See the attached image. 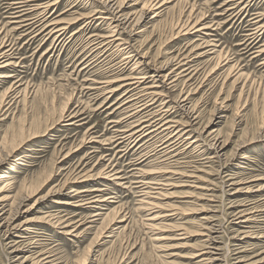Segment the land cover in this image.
Instances as JSON below:
<instances>
[{
	"label": "rangeland",
	"instance_id": "rangeland-1",
	"mask_svg": "<svg viewBox=\"0 0 264 264\" xmlns=\"http://www.w3.org/2000/svg\"><path fill=\"white\" fill-rule=\"evenodd\" d=\"M8 1L10 0H0V44L6 34H9L16 43V56L19 57L17 63L20 64L15 69L16 77L20 75L23 79L22 87L25 83L29 84L30 93L24 100L23 96H19L17 102L13 101L14 103L11 102L9 105L8 99L2 104L5 91H8L16 77L0 81V146L3 147L0 148V158L5 159L8 152L13 154L0 163V173L6 172L9 177L0 179V189L8 183V187H11V190H7L9 196L16 195L17 199L20 194L32 195L16 217L15 224L22 226L23 229L44 224L34 221L41 216L42 210H55L54 212H60V216L69 219L68 222H80L75 224L76 231L68 235L62 233L64 227L63 224L59 225V222L52 226L44 224L47 227L46 234L38 237L40 240L37 243L24 248L22 246L23 249L14 253L11 252L13 248L10 245L19 239L17 233L5 239L0 231V264H19L21 260H24L22 264H32L35 257L33 251L41 249L55 250L53 258L57 259L52 264H170L169 262L202 264L200 259L203 256H196L203 240L200 217L210 213L212 205H216L214 209L217 210L215 212L217 223L223 231L222 241L229 245L228 247L235 249L242 241L243 249H248L244 252L246 258L264 251V237L257 239L251 236L244 240H239L241 237L236 238L245 229H252L256 232L254 235H262L264 220L260 219H264V216L258 218V221L246 224L231 222L240 207L238 206L240 201L259 203L257 204L259 208L260 204H263L264 208V188L260 192H255L256 194H250L236 190L239 186L255 182L230 185L234 180H251L253 177H262L256 182L264 185V139H260L264 133V64H261L264 61V54L252 56L251 47L245 43L248 34L245 28L250 19L247 15L258 11L264 12V0H245L236 6L235 11L228 13V7L234 4L224 5L225 0H168L169 3L165 6L167 8L152 21L145 34L138 37L137 41L134 40L135 47L141 53L147 54L155 66L165 62L174 63L177 61H174L175 59L190 53L194 58L209 48L216 50L213 54L204 53V57L195 58L198 60L196 65H199L197 74L192 80L189 76H183L171 90L173 99L192 92L193 104L200 113L195 128L198 133L203 134L209 144H202L199 148L182 149L183 153L173 159L179 161H174L175 163L173 160L169 161L171 164L168 165H174L185 172V175H175L164 180L166 184L171 183V186H163L169 196L162 201L180 210L171 220L156 221L158 224L171 223L174 227L155 232H151L145 223L151 222L146 219L148 216L156 215L159 210L143 209L137 190L129 187L131 185L129 182L136 180V176H132L136 170L129 171L135 167L132 162L137 159L136 155H132V152L125 155L128 151L121 153L113 144H105L108 142L107 138L113 134L110 120L121 119L126 115L120 112L123 108L110 114L119 105L117 97L121 93L118 92L105 101L107 96H102L99 93L101 91L96 92V89L89 88L103 86L96 84L95 81L131 73L135 61L125 71H121L122 65L119 61L123 56L116 52L100 66L97 67L95 62L91 68L84 69L82 67L87 63L96 60L95 54L89 57L91 55L89 36L93 33L107 34L108 27L95 19L89 30L85 32L82 30L71 36L72 31L93 19L83 18L82 15L92 14L100 3L97 0H58L50 10L51 14L54 13L53 17L80 20L70 24L63 38L53 44V37L44 38V33L31 39L32 34L26 36L22 34L23 31H14L12 28L14 25L6 26L9 24V16H13L12 10L7 9ZM149 1L139 0L135 9H141ZM242 6L246 8L243 9ZM231 12L235 16L240 13L235 17L229 15ZM153 13L150 16H154ZM193 21H202L209 28L198 35L194 33L183 35L184 28L186 29ZM212 23L215 26H212ZM261 38L263 43L264 35ZM204 40L216 46L204 47ZM97 94L100 95L97 97ZM114 102L116 103L111 106ZM9 106L11 108L4 112ZM74 110L76 112L80 110L79 117L70 118ZM177 115L179 118L182 117L181 114H174ZM79 118L82 120L77 121ZM70 121L76 123L69 125ZM205 126L209 129H218L221 139L227 141L225 155L220 158L221 160L205 159L214 151L210 147L212 141L209 137L210 131L206 132ZM33 132L39 134L33 136ZM245 140H248V144L238 150L239 142ZM12 148H17L16 152L11 153ZM34 148L37 149L33 150ZM24 154L31 156L15 160ZM245 155L248 158H244ZM164 161H166L164 158L154 156L138 166L150 171ZM106 169L107 171L114 169L112 173L129 177L124 181L127 184L120 185L118 184L120 181L113 180V176H110L112 178L104 176ZM81 170L94 174L86 183L87 188L100 187L103 190L95 193L104 198L115 197L110 198L107 204L102 202L106 204L103 205L104 209L95 207L94 203L83 207L77 206L79 202H75L76 199L72 197L75 192L71 188L73 184L68 181ZM232 176L236 178L226 184L223 183ZM135 186L136 184L132 185ZM211 195H215L214 201H209ZM14 199H10L9 203ZM16 199L13 204L11 203L12 207ZM66 201L73 203H63ZM232 205L234 208L231 209ZM114 208L122 210L118 213L116 210L112 211L103 224H101L103 219L97 223L90 222L94 219L91 215L95 212L102 210L105 217ZM125 214L128 223H124L126 226L124 229L123 223L119 221ZM29 218L34 219L28 222ZM113 229L116 232H113L114 236L109 237L108 234H111ZM157 237L164 239L159 240ZM262 256L264 257V253L259 258Z\"/></svg>",
	"mask_w": 264,
	"mask_h": 264
},
{
	"label": "bare ground",
	"instance_id": "bare-ground-1",
	"mask_svg": "<svg viewBox=\"0 0 264 264\" xmlns=\"http://www.w3.org/2000/svg\"><path fill=\"white\" fill-rule=\"evenodd\" d=\"M57 1L58 0H10L6 4L8 5L7 9L12 10L13 16H9L10 17L9 24H6V26L14 25V27H12L14 31L16 32L23 31L22 34L26 36L32 34L31 39L36 38L42 33H44L43 34L44 38L48 37L50 39L53 37V44H54L56 40L58 39L61 40L63 38V36L66 34V31L70 28V24L80 20V18H75V19L72 18L66 20L59 18L58 16L53 17L54 13L51 14L50 10L56 5ZM150 1L149 3H145L141 9L137 10L135 9V7L139 3V0H97V2L100 3V5L97 6L98 9L96 8L95 9L96 11L93 12L92 14L82 15L83 18L86 17L93 19L86 21L85 24L80 26L79 29L72 31L71 36L78 34L82 30L83 32L89 30L91 23L95 19L99 20L100 24L107 25L108 27L107 34L90 33L91 35L88 38L89 39L88 44H89V49H91L90 50L91 55H89V57L95 54L96 60L94 59L95 61L92 60L93 61L92 63H87V65L82 67L84 69L89 68L95 62H97L96 63L97 67L100 66L102 62L107 61L108 60L107 58L111 55H115L113 53L116 52L119 55L123 56V58L119 61L121 62L122 65L121 66L122 69L120 68L121 71H125V69L128 68L133 61H135L131 73L127 75L112 77L106 80L104 79V81L102 80L98 82L95 81L96 84L99 83L102 84L103 86L101 85L93 86V87L89 86V88L91 87L90 90L96 89V92L101 91L102 93L101 92L99 93L102 96L105 97L107 96L105 98V101L109 97L115 95L116 93L118 92L121 93L117 97V100H119L120 102L119 105H117L114 109L115 111L114 110L111 111L110 114L116 113L117 110L123 108L122 110H120V112L121 113L124 112V114L126 115L121 119L110 120V124H111L110 129H112L113 134L107 138L108 142H106L105 144H110V145L113 144L114 146H116V149L118 148V152L121 153L128 151L127 153L125 152L126 153L125 155L131 152L132 155H136L137 159L135 160V162L134 160L133 162L131 161L132 165H134L135 167L129 170V171L136 170L132 174V176L134 177L136 176L135 178L136 180L129 182L131 184L129 187L135 188L137 190L139 196L141 197L140 204L142 205V207H144L143 209L148 211L159 210V212L156 215L148 216V218L146 219L147 221H151V222L145 223V226L151 232H155L156 230H162V229H168L174 227L172 226L171 223L158 224L156 221L167 220V219L171 220L172 218H174L175 215H177V213H179L180 210L178 207L170 206L166 203H163L162 201L169 196L168 192L165 191L163 186L164 185L171 186V183L166 184L164 180L173 178L175 175H181V176L185 175L184 174L185 172L179 170L178 168H175L174 165L173 166L168 165L171 164L169 161L173 160L174 158H177L181 154L182 149H189V148L191 149V147L199 148L202 147V144H209V142L203 137V134L198 133L197 129L195 128L200 113H198L199 110L196 108L195 104H193V100L191 98L192 92L189 91L187 95L185 96L180 95L178 98L173 99L171 95L172 94L171 90L173 87L175 88L177 86L179 80L183 76L184 77L189 76L190 80L194 78V76L198 72L197 66H199L196 65V61H198L196 60L197 57L203 56L204 53L210 54V52H212L213 54L214 52H216V50H214V48L211 49L209 48V50H207L206 52H201V54H198L194 58H192V55H190L191 54L190 53L189 55H185L179 59H175L174 61L176 60L177 61L174 63L165 62L162 63L161 65L159 64L160 66H155V64H152V62L149 60L148 55L141 53V51L135 47L136 45H134V40L145 34L152 21L155 20L157 17H159L163 12V10L167 8L165 6L169 3V1L168 0H153L152 2ZM243 2H245V0H225L224 5L234 4V6L230 8L228 7V9L225 8L224 5L223 7L227 9V13H228L232 10L235 11L236 10L235 8H237L236 6H238L239 3H243ZM242 7L243 9L246 8L244 6ZM157 10L160 11L158 12ZM233 12H231L229 15L232 16ZM240 12H238L236 16L235 15L233 16L237 17ZM151 13H153L154 16H150ZM247 16L250 17V19L248 20V25H246L247 28H245V31L248 32V34H246L247 39L245 43L248 44V47H251L250 50H252V52H250V54L252 56L254 57L261 56L264 54V42L261 43L262 41L261 36L264 35V22L262 23V21L264 20V12L258 11L248 14ZM213 23L212 26L214 25ZM207 28H209V26L204 24L202 21H193V23L189 25L186 29L184 28L182 33L183 35H188L192 33L198 35L200 32L206 30ZM179 34L180 33H178V36ZM204 44H203L204 47L206 46L210 47L214 45L212 42L210 43L205 42ZM83 45H85V43ZM202 48L203 47H199V49ZM194 50L195 49H193V51ZM16 51H17L16 43H14L12 37L9 36V34H6L0 44V81L1 82L2 81L4 82V79L14 78L17 75L15 69H17L16 67L20 66V64L17 63V58L19 57L16 56L17 55ZM87 61H89V59ZM261 64H264V61ZM22 80L23 79L20 78V75L19 77L18 76L16 77L13 83L8 87V91H5L2 104H5V102L8 99L10 100L7 101V104L13 101L17 102L19 96L21 97L23 96L22 99L24 100L29 95L30 86L28 83H25V86L22 87L24 85V83L21 82ZM100 94H97L96 96L98 97ZM115 103L116 102L112 103L111 106H113ZM10 108L11 106H9L4 112L8 111ZM79 111L77 112L75 110L72 111L73 114L71 115L70 118L79 117L78 115ZM174 114H181L182 117L179 118L178 115L174 116ZM79 120L82 119L79 118L77 121ZM68 123L69 125H73L76 123V121L75 122L70 121ZM123 124L125 125L122 126ZM204 130L206 132L210 131L209 137H211L212 140L210 141L211 143L210 147L214 149V151L210 152L209 157L205 156L206 157L205 159H210V160L213 159L215 160V158L220 159L223 155H225L227 141L221 139L222 137L220 135V132H218V129H214V128L209 129L206 128L205 126ZM38 132L37 133L33 132L34 133L33 136L39 134ZM262 134H263V138L260 139H264V133ZM247 144H248V140L239 142V145L237 146L238 150L240 147H244ZM0 148L2 149L3 147L0 146ZM36 149L37 148H34L33 150ZM16 150L17 148H12L10 149V152L11 153L16 152ZM11 155L13 154H10L8 152L6 154L5 159L0 158V163L4 162L7 156L9 157ZM29 156L31 155L24 154L18 156L17 158H15V160L18 161L23 157H29ZM154 156H157V158H164V160L166 161L159 163L161 164L160 166H157L155 167V169H152L150 171L145 170L140 166H138ZM244 158H248V156L245 155ZM174 161H179V160L175 159L173 160V163H175ZM113 171L114 169H110L108 171L106 169V171L104 172V176H106L107 178H112L110 176H113V180L116 179L120 181V183L118 184L126 185L127 182L124 181H126L125 179L126 178L128 179L129 177L119 176L117 175V173H112ZM119 172L121 173V171ZM6 177L9 178L6 172L0 173V179ZM93 177L94 174L90 172H84L83 170H81L74 177H72L71 179L69 178L68 182L73 184L71 188H73L74 190L72 191L73 192L75 191L72 197L76 199L75 202H79L77 203V206L83 207L86 204L94 203L93 205H95V207L104 209L103 205L106 206V204L109 203L107 201L110 198L115 199V197L109 196L104 198L102 195L95 193L97 191L103 190L100 187H95L93 189H89L90 187L87 188L86 183ZM234 178L236 177L235 176L229 177L228 180L223 181V183L226 184L227 182L231 181ZM259 179H262V177H255V178L253 177L251 180L248 179L239 180V181L234 180L233 182L230 183V185H241L244 183L255 182L247 186L244 185L239 186V189L236 190V192H248L250 194L251 193L254 194L255 192H260L264 188V185L261 182L259 183L256 182ZM7 184L8 183H6L0 189V196H1L0 197V231L2 232V235L4 236L5 239L10 238L13 235V233H17L19 239L13 245H10L13 248V250L11 251L12 253L21 250L24 247L31 246V244L33 243H37V241L40 240V238L38 237L40 236L42 237V235H44L45 229L47 228L46 225L52 226L58 222L59 225L63 224L64 231L62 233L65 235L73 234L76 231L75 224L79 223L80 221L68 222L69 219H65L64 216H60L59 215L60 212H54L55 210L52 211L42 210L40 211V213H42L41 216H38V218L35 219L29 218L27 220L29 222L30 220L34 219V221H39L46 225L38 224L36 226L34 225L35 227L31 226L26 229H23L22 226L16 225L15 221H16V217L20 213V209H22L23 205H25L26 201L29 200V198L32 195L20 194L19 198L17 199H16L17 197L16 195L9 196L7 194V190H11V187H8L9 185ZM134 184H136V186L132 187V185ZM89 191L92 193H88ZM211 196L212 197H210L209 201H214L213 197H215V195H211ZM12 198L16 199V203L13 207L12 204L15 199L9 203V200ZM111 200L113 202H116L113 199ZM102 202L105 203L107 202V203L102 204ZM63 203L72 204L73 202L66 201ZM238 204H239L238 206L240 207L238 208V211L234 214L235 217L233 221H231L232 223L234 222L235 224H243V223L246 224V223H250L251 221H256L258 218L264 216V208H262L263 204H260L261 208L257 206V204L259 203L256 202L247 203L245 201H240L238 202ZM8 206L10 207L8 208ZM214 208H216V205H212V209L209 210L210 213H205L200 217V222L202 226L201 235L203 240L201 244L202 247L199 249V252L196 254V256H203L200 259V263L202 264H264V257L262 256L259 258V256H261L264 253V251L246 258L244 256V252H247L248 249H243V246H241L243 244L242 241H240V243L236 242L238 243L237 244L238 246L237 248L235 247V249H231V247H228L229 245L227 246L222 241L223 231L220 225L217 223L218 220L215 213L217 212V210H215ZM230 208L231 209L234 208L233 205ZM117 209L118 208L112 209L109 213H107V215H105V217H103L104 213L101 212L102 210L97 212L94 211L95 213L91 215V217L94 219H92V221L90 222L97 223L99 222V220L103 219L101 223L103 224L112 211L116 210L118 213L119 210ZM121 210L119 212H121ZM260 220H264V219H260ZM127 221H128L127 214H125L119 221L123 223L122 227L124 229L126 227L124 223ZM252 227L253 226H248V228H252ZM118 228L121 229V227ZM113 232L116 231L113 229L110 232L111 234H108V236L109 237L114 236ZM254 234H256V232L252 231V229H247V230L245 229L244 231H241L240 236H237L236 238L241 237V239L239 240H244L251 236H253L251 238H257V239L264 237V233L260 236ZM157 238L156 240L164 239V237L158 239ZM22 246L23 248H21ZM33 252L35 253V257L34 260L32 261V264H52L57 259V258H53V256H55L54 249L51 250L41 249L38 251L34 250ZM18 257L19 256L17 255V258ZM23 261L24 260H21L19 264H22ZM169 263L175 264L173 262H169Z\"/></svg>",
	"mask_w": 264,
	"mask_h": 264
}]
</instances>
